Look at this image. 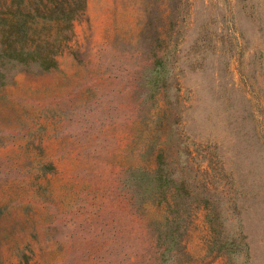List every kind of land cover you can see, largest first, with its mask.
I'll return each instance as SVG.
<instances>
[{"label":"rangeland","instance_id":"1","mask_svg":"<svg viewBox=\"0 0 264 264\" xmlns=\"http://www.w3.org/2000/svg\"><path fill=\"white\" fill-rule=\"evenodd\" d=\"M85 1L0 57V264H264V0Z\"/></svg>","mask_w":264,"mask_h":264},{"label":"trees","instance_id":"2","mask_svg":"<svg viewBox=\"0 0 264 264\" xmlns=\"http://www.w3.org/2000/svg\"><path fill=\"white\" fill-rule=\"evenodd\" d=\"M85 0H11L0 7V57L43 69L55 64L56 44L45 36L32 33L37 20L56 22L61 31H71L73 22L83 13ZM28 23L26 28L24 24ZM30 23V26H29ZM54 45V46H53Z\"/></svg>","mask_w":264,"mask_h":264}]
</instances>
